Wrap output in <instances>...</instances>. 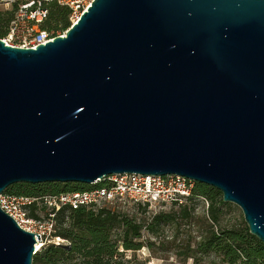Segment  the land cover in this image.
<instances>
[{"label":"water","instance_id":"1","mask_svg":"<svg viewBox=\"0 0 264 264\" xmlns=\"http://www.w3.org/2000/svg\"><path fill=\"white\" fill-rule=\"evenodd\" d=\"M177 174L264 243V0H93L36 48L0 39V195ZM0 207V264L40 240Z\"/></svg>","mask_w":264,"mask_h":264},{"label":"trees","instance_id":"2","mask_svg":"<svg viewBox=\"0 0 264 264\" xmlns=\"http://www.w3.org/2000/svg\"><path fill=\"white\" fill-rule=\"evenodd\" d=\"M50 16L46 22L49 29L65 31L71 26L68 7L57 3L49 4ZM14 12L0 7V39L6 34ZM104 182L87 185L77 182L39 183L19 182L9 186L6 192L12 195L40 196L65 192L87 191L103 186ZM208 201L207 222L210 230L202 236L194 248L190 247L191 258L196 262L198 255H215L221 264H264V243L251 234L248 225L243 230L220 228L223 209L228 206L218 189L196 182L194 194L179 205L182 217L194 215L193 204ZM204 202V201H203ZM159 212L147 225L120 211L100 209L94 211L86 206L77 209L62 208L56 215L58 236L67 244H45L33 256V264H133L137 251L144 246L151 248L155 242L142 240L143 230L156 233L161 224L170 217H178ZM218 227V230L214 229ZM131 252L130 256L127 253Z\"/></svg>","mask_w":264,"mask_h":264},{"label":"built area","instance_id":"3","mask_svg":"<svg viewBox=\"0 0 264 264\" xmlns=\"http://www.w3.org/2000/svg\"><path fill=\"white\" fill-rule=\"evenodd\" d=\"M93 0H0V7L13 10L14 15L6 34L1 38L6 45L36 48L50 42L66 31L49 29V4L57 3L71 10L74 23ZM103 186L87 191L44 194L40 196L0 195V207L26 231L40 235L41 246L61 244L62 238L54 236L56 215L64 207L73 209L86 206L94 211L109 209L119 211L126 204L158 208L164 204H181L194 194L196 182L177 174L143 175L139 173L113 174L96 184ZM208 206V201L203 198ZM35 234L36 238L38 236ZM36 250H40L37 248Z\"/></svg>","mask_w":264,"mask_h":264},{"label":"rangeland","instance_id":"4","mask_svg":"<svg viewBox=\"0 0 264 264\" xmlns=\"http://www.w3.org/2000/svg\"><path fill=\"white\" fill-rule=\"evenodd\" d=\"M70 21L72 25L73 22L71 19ZM226 203H228V206L223 209L219 224L220 228L243 230L247 223L241 208L234 203ZM192 207H195L194 215L187 218L182 217V213H178L181 207L174 204H164L158 208H147L134 204L122 206L119 209L120 212L134 217L138 221H143L146 225L159 212L171 216L175 214L178 217V221L173 220L172 217L164 221L155 234L149 232L146 228L143 230L142 240L145 243L153 241L155 244L151 248L144 246L137 251V258L133 264H221L220 259L213 254L203 257L198 255V262L188 256L191 252L189 246L194 248L197 242L202 239V236L207 234L211 228L206 220L208 215L206 203L203 201L197 202ZM214 229L218 230V227L214 226ZM62 240L61 244L68 243L67 240L63 238ZM127 254L130 256L132 253Z\"/></svg>","mask_w":264,"mask_h":264},{"label":"bare ground","instance_id":"5","mask_svg":"<svg viewBox=\"0 0 264 264\" xmlns=\"http://www.w3.org/2000/svg\"><path fill=\"white\" fill-rule=\"evenodd\" d=\"M76 20H77V19H75V21H76ZM75 21H74V22H75ZM41 244H42L41 242H39V243L37 244V248H38V249L42 247Z\"/></svg>","mask_w":264,"mask_h":264}]
</instances>
